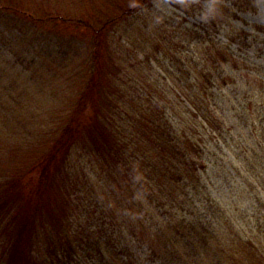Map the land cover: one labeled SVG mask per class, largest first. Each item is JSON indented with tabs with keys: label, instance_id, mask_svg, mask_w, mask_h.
<instances>
[{
	"label": "trees",
	"instance_id": "trees-1",
	"mask_svg": "<svg viewBox=\"0 0 264 264\" xmlns=\"http://www.w3.org/2000/svg\"><path fill=\"white\" fill-rule=\"evenodd\" d=\"M227 1L236 7L235 12L256 9L254 0ZM24 2L0 3V18L15 13L37 19ZM213 2L207 9L209 24L216 18ZM138 10L117 5L119 15L110 12V18L99 26L85 24L91 28L95 47L102 45L99 39L105 30ZM223 16L228 17L226 11ZM258 31L264 32V27ZM222 47V53H213L217 49L210 43L201 46L199 53L157 54L156 61L168 59L175 67L171 75H184L186 86L176 79L172 89L154 80L158 71L149 60L147 73L139 68L137 73H122L115 60L128 53L105 52L103 46L94 49L90 66L96 70L84 75L87 84L62 115L63 123H53L42 152L37 151L39 156L20 171L17 185L0 188V264H264L263 239L214 240L201 223L204 214L196 202L197 189L205 184L203 174L209 172L203 138L216 135L220 121L215 109L208 107L209 98L223 99L222 105L230 107H225L226 114L238 113V102L252 91L254 70L238 66L234 62L246 59L240 53H228L227 44ZM105 60L116 67L117 77L101 69ZM104 74L110 79L120 76L118 86L102 84ZM170 90L174 99L189 93L188 106L173 101L167 94ZM234 90H239V96L232 94ZM1 101L6 100H0V121L6 118V130L17 134L24 133L22 126L30 118L38 123L37 119L50 117V108H55L31 112L25 103L3 105ZM180 108L187 110L185 115L177 111ZM13 150L10 145L5 152L0 145V155ZM29 174H36V186L26 194L23 183ZM54 193H63L57 213L63 216L47 213L51 220L44 221ZM134 242L143 250L131 251Z\"/></svg>",
	"mask_w": 264,
	"mask_h": 264
},
{
	"label": "rangeland",
	"instance_id": "rangeland-1",
	"mask_svg": "<svg viewBox=\"0 0 264 264\" xmlns=\"http://www.w3.org/2000/svg\"><path fill=\"white\" fill-rule=\"evenodd\" d=\"M24 1L29 5V11L38 15L37 19L16 17L15 13H4L0 18V100H6L1 104L25 103L31 112L40 107L55 108L49 107L52 114L48 115L51 116L37 119L38 123L29 114H22L30 121L22 126L25 130L21 134L6 130V118L0 121V145L5 152L10 151V145L15 148L0 155V188L17 185L20 171L42 152L53 123L63 121L62 115L65 116L73 100L77 99L78 90L87 84V75L86 79L84 75L96 70L90 66L94 49L101 50L103 46L105 52L128 53L115 60L122 73H137L138 68L143 74L147 73L146 62L149 60L153 70L158 71L154 80L159 79L160 87L166 84L172 89L176 79L181 80V86H186L184 75L172 76L169 71L175 72V67L168 59L156 61L157 54L199 53L201 46L210 43L217 49L213 53H222V44H227L228 53H240L246 59L234 63L254 70L250 77L252 91L244 101L242 98L238 102L241 103L238 113L228 111L226 114L225 107L229 110V106L222 105L223 99L215 102L209 98L208 107L215 109V116L220 121L216 135L203 138V156L209 172L203 174L205 184L197 189L196 202H200L198 207L204 214L201 223L214 235V240L229 242L231 239L234 243L240 241L239 238L255 242L264 240V32L258 31V27H264L262 0H254L256 9L250 7L228 15L226 12V18L224 8L216 3V18L212 24L207 19L212 0H146L145 4H142L143 0ZM10 2L14 0H0L7 6L13 4ZM5 5L2 8H6ZM117 5L134 10L140 7V10L132 17L120 18L105 30V35L99 39L102 45L95 47L91 28L84 25L99 26V22L110 18L108 15L118 13L115 11ZM196 43L197 49L194 48ZM106 60L101 69L115 76L116 67ZM136 62L142 67L136 64L132 69L131 65ZM119 78L110 79L107 74L101 76L102 84L110 87H117ZM171 92L167 93L170 98ZM232 94L239 96V90ZM187 97L189 101L191 95L183 92L172 100L188 106ZM177 111H183L185 115L187 110L180 108ZM4 138L5 144H2ZM21 138L23 144H20ZM35 179L36 174H29L24 180L26 194L35 189ZM51 197L44 221L51 220L47 213L52 212L56 218L63 216L57 214L61 203L63 205V193L58 196L54 193ZM38 225L41 230L42 224L38 222ZM137 244L134 242L130 246L131 251L143 250Z\"/></svg>",
	"mask_w": 264,
	"mask_h": 264
},
{
	"label": "clouds",
	"instance_id": "clouds-1",
	"mask_svg": "<svg viewBox=\"0 0 264 264\" xmlns=\"http://www.w3.org/2000/svg\"><path fill=\"white\" fill-rule=\"evenodd\" d=\"M213 3H218L221 5V7L224 8V10L227 11H235V8L231 5V3H228L227 0H214Z\"/></svg>",
	"mask_w": 264,
	"mask_h": 264
}]
</instances>
